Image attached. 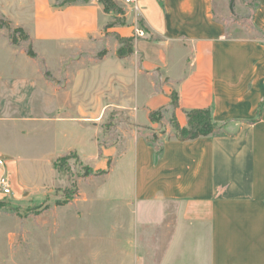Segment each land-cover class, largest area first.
Wrapping results in <instances>:
<instances>
[{"label": "crops", "instance_id": "obj_1", "mask_svg": "<svg viewBox=\"0 0 264 264\" xmlns=\"http://www.w3.org/2000/svg\"><path fill=\"white\" fill-rule=\"evenodd\" d=\"M25 1L29 13L15 24L36 57L24 48L0 56V125L49 124L54 153L44 159L75 154L105 171L109 197L131 215L123 239L136 257L124 253L121 264H264V0L248 8L249 36L231 35L217 0H137L138 15L123 0H113L120 14L98 0ZM25 1L11 0L14 9ZM117 37L131 40L124 58ZM28 94L40 96L35 118ZM157 110L159 124L149 119ZM192 110H209L217 129L178 141L169 120L186 127ZM10 151L0 144L13 195L24 162Z\"/></svg>", "mask_w": 264, "mask_h": 264}, {"label": "rangeland", "instance_id": "obj_2", "mask_svg": "<svg viewBox=\"0 0 264 264\" xmlns=\"http://www.w3.org/2000/svg\"><path fill=\"white\" fill-rule=\"evenodd\" d=\"M217 1L216 17L226 24L231 35L249 36L251 31L246 25L252 0ZM23 3L24 7L14 9L11 0H0V21L7 25V28L1 26L2 34L19 46L10 50L0 38L2 57L19 56L23 48L36 57L35 49L24 40V33L14 32L20 29L15 23L24 22L29 13L26 1ZM230 3L234 19H231ZM236 26L239 28L234 29ZM143 34L144 30L138 27L135 35ZM67 66L68 63L62 64V86L69 71ZM29 73L35 74L32 65ZM25 99L26 114L35 118L40 96L36 99L35 94H28ZM49 126L39 129L31 121L17 129L0 125V144L17 156L25 155V159L21 157L24 162L21 190L8 197L0 195V203L4 205L0 209V264H121L124 253L130 254L129 259L135 258L131 241L123 239L126 233L123 226L127 230L131 220L130 210L109 197V183L101 180V174L96 175L99 178H81L83 164L71 154L60 157L63 160L59 163L56 162L59 158L44 159L54 153ZM106 128L110 130V124ZM159 131L163 133L165 126H160ZM12 132L16 133L11 135Z\"/></svg>", "mask_w": 264, "mask_h": 264}, {"label": "trees", "instance_id": "obj_3", "mask_svg": "<svg viewBox=\"0 0 264 264\" xmlns=\"http://www.w3.org/2000/svg\"><path fill=\"white\" fill-rule=\"evenodd\" d=\"M77 1L81 2H87L88 0H61L58 4V6H64L65 4L74 3ZM100 4H102L104 12H114L116 14H120L121 10L118 9L113 2V0H98ZM1 26L6 27V23H3L0 21V28ZM14 32H18L20 34H23L21 29H17ZM24 40H27V37L24 35ZM119 48L117 49L116 56L118 58H124L132 53V46H131V40L130 39H122L118 38ZM12 43L16 45V41L13 39ZM29 57H34V54L28 51ZM101 56V55H100ZM171 106L173 108H176L177 106V97L175 93L171 95ZM264 110V98L262 102L258 106L257 115L259 116L260 113ZM187 125L186 127H180L175 120L174 117H171L169 120V124L172 130V134L174 138L178 141H186V140H194L199 137H205L209 136L214 133V131L217 129V124L213 121L211 117V113L209 110H192V111H186L185 112ZM149 119L151 122L159 124L162 119V113L161 110L153 111L149 114ZM73 155L74 158L78 159L75 154ZM61 159L59 158L56 162H61ZM54 163L56 165L57 163ZM99 174H105V171H98L94 172L92 168L86 165H82V173L81 178H87L89 176H96ZM4 205L0 203V209Z\"/></svg>", "mask_w": 264, "mask_h": 264}, {"label": "built area", "instance_id": "obj_4", "mask_svg": "<svg viewBox=\"0 0 264 264\" xmlns=\"http://www.w3.org/2000/svg\"><path fill=\"white\" fill-rule=\"evenodd\" d=\"M124 5L130 7L138 15L137 0H123ZM5 165V160L0 158V168ZM0 195L2 197L12 196L10 178L5 172L0 173Z\"/></svg>", "mask_w": 264, "mask_h": 264}, {"label": "water", "instance_id": "obj_5", "mask_svg": "<svg viewBox=\"0 0 264 264\" xmlns=\"http://www.w3.org/2000/svg\"><path fill=\"white\" fill-rule=\"evenodd\" d=\"M229 7H230V10H231L232 9V4L231 3H230V6Z\"/></svg>", "mask_w": 264, "mask_h": 264}]
</instances>
